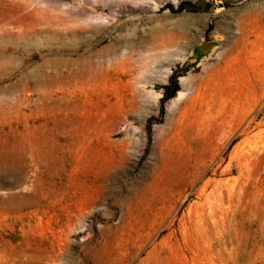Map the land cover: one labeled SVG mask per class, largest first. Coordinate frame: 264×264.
I'll return each mask as SVG.
<instances>
[{
	"label": "rangeland",
	"instance_id": "obj_1",
	"mask_svg": "<svg viewBox=\"0 0 264 264\" xmlns=\"http://www.w3.org/2000/svg\"><path fill=\"white\" fill-rule=\"evenodd\" d=\"M196 1L0 0V264H264V0Z\"/></svg>",
	"mask_w": 264,
	"mask_h": 264
},
{
	"label": "trees",
	"instance_id": "obj_2",
	"mask_svg": "<svg viewBox=\"0 0 264 264\" xmlns=\"http://www.w3.org/2000/svg\"><path fill=\"white\" fill-rule=\"evenodd\" d=\"M187 3H182L179 5L177 10H174V8L169 7V9H171L174 13H178L183 11L186 8ZM175 82H172V87L171 86H167L165 87V94L163 96V98L161 99V114H164V107L165 104L170 101L171 99H173L177 92H178V83L176 82V78H174Z\"/></svg>",
	"mask_w": 264,
	"mask_h": 264
},
{
	"label": "water",
	"instance_id": "obj_3",
	"mask_svg": "<svg viewBox=\"0 0 264 264\" xmlns=\"http://www.w3.org/2000/svg\"><path fill=\"white\" fill-rule=\"evenodd\" d=\"M207 2L206 0H197L195 9L198 10L200 13H204L206 11Z\"/></svg>",
	"mask_w": 264,
	"mask_h": 264
}]
</instances>
